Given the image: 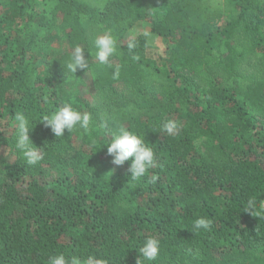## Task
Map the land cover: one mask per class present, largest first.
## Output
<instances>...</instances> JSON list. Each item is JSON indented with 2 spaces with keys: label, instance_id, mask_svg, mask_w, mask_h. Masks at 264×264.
<instances>
[{
  "label": "trees",
  "instance_id": "obj_1",
  "mask_svg": "<svg viewBox=\"0 0 264 264\" xmlns=\"http://www.w3.org/2000/svg\"><path fill=\"white\" fill-rule=\"evenodd\" d=\"M144 20L171 40L162 61L135 30ZM101 32L117 41L112 66L69 71L72 49L89 56ZM55 43L65 48L49 53ZM65 102L91 114L87 133L56 138L40 121ZM257 111L264 116V0H0V264H48L60 253L137 264L148 237L160 252L144 264H264ZM17 114L41 147L37 165L15 147ZM169 119L172 135L162 130ZM120 127L155 153L136 181L130 161L113 165L103 145ZM200 217L211 227L194 229Z\"/></svg>",
  "mask_w": 264,
  "mask_h": 264
},
{
  "label": "clouds",
  "instance_id": "obj_2",
  "mask_svg": "<svg viewBox=\"0 0 264 264\" xmlns=\"http://www.w3.org/2000/svg\"><path fill=\"white\" fill-rule=\"evenodd\" d=\"M93 47L94 51L87 50L89 56L86 57V49L79 44L76 45L69 55L66 64L67 69L73 73H76L78 69L87 71L92 60L97 61L100 65L111 67V58L118 54L115 37L110 32H101L95 35ZM134 47V43L128 44L130 50ZM115 72L117 75L119 74L118 67ZM15 121V147L28 165H37L44 157L40 150L41 147L36 146L31 139L30 133L33 128L23 114H17ZM40 121L44 122L45 127L50 128L57 138L64 137L66 130L71 134L74 130H82L87 133L92 123V116L89 112H82L74 108L70 102H65L54 111L45 114ZM162 130L172 135L178 130V124L176 121L169 119L162 124ZM103 145H107V154L112 157L113 165L118 167L130 161L128 172L131 174L130 177L133 181L143 177L156 163L155 153L144 142L143 137L124 127L111 132ZM156 179L153 176L152 182L154 183ZM245 211L252 214L256 212V201L250 199L247 202ZM211 225L212 221L210 219L200 217L195 220L193 227L199 230L201 228L208 229ZM137 250L139 253L137 264H144L145 261L153 262L159 255L160 241L155 237H148L143 246ZM48 264H103V262L96 260L94 257H88L87 260H82L78 256L66 258L63 253H60L50 257Z\"/></svg>",
  "mask_w": 264,
  "mask_h": 264
},
{
  "label": "rangeland",
  "instance_id": "obj_3",
  "mask_svg": "<svg viewBox=\"0 0 264 264\" xmlns=\"http://www.w3.org/2000/svg\"><path fill=\"white\" fill-rule=\"evenodd\" d=\"M101 2V1H100ZM136 32H142L147 37V52L148 56L151 58L162 61L164 57L167 56L169 47L171 45V40L166 37H163L157 33H153L150 28L149 20L140 21L136 24L135 27ZM65 48V43H55L52 44L49 53L54 50H63ZM44 53H42L43 55ZM84 77V81H89L90 75L86 74ZM256 116L260 121L264 120V116L257 111ZM264 205V204H263Z\"/></svg>",
  "mask_w": 264,
  "mask_h": 264
}]
</instances>
